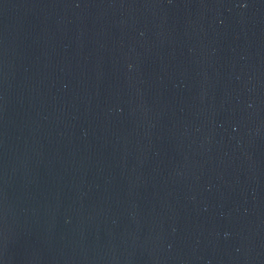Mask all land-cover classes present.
<instances>
[{"label": "water", "instance_id": "obj_1", "mask_svg": "<svg viewBox=\"0 0 264 264\" xmlns=\"http://www.w3.org/2000/svg\"><path fill=\"white\" fill-rule=\"evenodd\" d=\"M0 264H264V0H0Z\"/></svg>", "mask_w": 264, "mask_h": 264}]
</instances>
